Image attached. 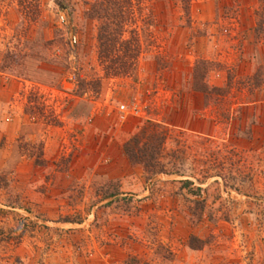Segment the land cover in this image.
Instances as JSON below:
<instances>
[{
  "label": "rangeland",
  "instance_id": "rangeland-1",
  "mask_svg": "<svg viewBox=\"0 0 264 264\" xmlns=\"http://www.w3.org/2000/svg\"><path fill=\"white\" fill-rule=\"evenodd\" d=\"M93 1L0 0V264H264V100L242 109L253 135L237 133L238 172L214 169L245 179L198 183L189 171L200 131L233 140L209 121L238 114L244 96L204 100L192 66L209 63L208 85L264 66L258 0H189L186 12L129 0L137 29L123 32L141 52L115 77L97 58ZM136 118L184 131L182 175L127 161L120 146Z\"/></svg>",
  "mask_w": 264,
  "mask_h": 264
},
{
  "label": "trees",
  "instance_id": "trees-1",
  "mask_svg": "<svg viewBox=\"0 0 264 264\" xmlns=\"http://www.w3.org/2000/svg\"><path fill=\"white\" fill-rule=\"evenodd\" d=\"M171 1L179 3L180 8L184 12L187 11L189 0ZM258 2L254 9L256 29L253 31L256 36H259L262 31L257 27L264 24L263 1L258 0ZM130 9L129 0H94L85 13L89 19L95 22L97 58L104 73L110 77L130 74L135 67L136 58L141 52L138 37L132 38L131 34L126 37L123 32V29H127V26L135 22L132 19ZM128 29H137V27L133 25L132 28L129 27ZM56 31L58 32V30ZM209 70V63L205 60L195 61L191 69L193 76L191 88L200 92L204 100L220 104L215 101L220 100L229 92L244 96L236 103L235 112L240 110L238 114L232 116L226 112L220 118L213 117L214 119L209 121L212 125L220 122L224 124L226 129H232L231 137L233 140L228 143H220L214 139L209 131L206 133L200 131L199 158L195 160L197 165L191 167L189 171L198 183H203L217 174L220 176L223 185H226L229 181L245 179L246 176L239 173L226 174V172L220 175L214 169H221L222 162L229 161L228 164L231 166L240 160L242 161L243 150L236 145L237 133L243 132L241 128L245 121V115L241 113H244L242 109L249 103L264 100V66H256L251 73L243 77H238L232 71H227L225 80L220 85L207 84L205 76ZM218 97L220 98L218 99ZM215 118L217 119L215 120ZM136 119L138 122L136 131L120 146L121 153L127 161L131 164L140 165L148 175L158 173L182 175L183 159L181 154L185 153L188 147L182 138L184 131L178 127L175 128V125L166 122L164 119ZM254 124V120L249 123V125ZM252 132V128L248 127L243 134L252 139ZM247 150L253 151V148L248 147ZM161 154H164V157H161ZM231 168L234 172H238L236 167L231 166ZM179 182L182 185L190 184V181L186 179L179 180ZM199 190V186L195 187V191L198 192Z\"/></svg>",
  "mask_w": 264,
  "mask_h": 264
},
{
  "label": "built area",
  "instance_id": "built-area-1",
  "mask_svg": "<svg viewBox=\"0 0 264 264\" xmlns=\"http://www.w3.org/2000/svg\"><path fill=\"white\" fill-rule=\"evenodd\" d=\"M119 108L121 109V108H122V106L120 105V106H119Z\"/></svg>",
  "mask_w": 264,
  "mask_h": 264
}]
</instances>
